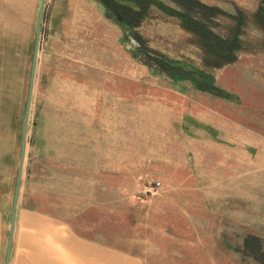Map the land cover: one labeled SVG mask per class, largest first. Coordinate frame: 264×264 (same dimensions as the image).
I'll return each instance as SVG.
<instances>
[{
  "label": "rangeland",
  "instance_id": "obj_1",
  "mask_svg": "<svg viewBox=\"0 0 264 264\" xmlns=\"http://www.w3.org/2000/svg\"><path fill=\"white\" fill-rule=\"evenodd\" d=\"M41 1L0 0V208L7 241ZM200 1L248 16L243 50L234 63L206 67L196 38L152 5L137 32L148 49L192 76L171 79L139 61L148 53L96 0H46L20 207L120 251L149 234L144 220L212 219L224 223L212 233L229 244L230 264H259L264 28L254 14L263 0ZM217 20L214 31L229 32L231 20ZM156 183L164 195L146 194ZM249 236L262 242L247 248Z\"/></svg>",
  "mask_w": 264,
  "mask_h": 264
},
{
  "label": "crops",
  "instance_id": "obj_2",
  "mask_svg": "<svg viewBox=\"0 0 264 264\" xmlns=\"http://www.w3.org/2000/svg\"><path fill=\"white\" fill-rule=\"evenodd\" d=\"M158 195L164 194L158 191L152 197ZM142 223L150 228L149 234L135 238L132 250L120 251L18 202L10 264H230L229 244L222 234L212 233L223 222L160 218ZM5 245L7 253L5 216L0 208V264H5Z\"/></svg>",
  "mask_w": 264,
  "mask_h": 264
},
{
  "label": "trees",
  "instance_id": "obj_3",
  "mask_svg": "<svg viewBox=\"0 0 264 264\" xmlns=\"http://www.w3.org/2000/svg\"><path fill=\"white\" fill-rule=\"evenodd\" d=\"M105 10L108 18L117 22L128 39H133L139 44L138 51L148 53L149 57L140 58L143 64L149 66L159 74L171 79L192 76L185 73L180 67L174 65L161 53H154L146 47L142 37L137 32L138 27L148 17L152 5H157L166 15L177 18L183 29L191 33L197 40L203 52L204 64L209 68H221L227 64L234 63L238 59L240 51L243 50V30L248 25V16L240 9L235 14L225 12L219 7L208 5L200 0H169L175 7L167 6L157 0H96ZM264 1V0H263ZM254 14L257 24L264 28V2ZM219 17H227L232 26L226 34H218L214 31ZM153 51V55L151 54ZM136 54V53H135ZM139 54V53H138ZM136 54V58L139 55ZM261 243L260 238L249 236L247 248L251 244ZM260 251V250H258ZM257 251V252H258ZM259 264H264V253L256 254Z\"/></svg>",
  "mask_w": 264,
  "mask_h": 264
},
{
  "label": "water",
  "instance_id": "obj_4",
  "mask_svg": "<svg viewBox=\"0 0 264 264\" xmlns=\"http://www.w3.org/2000/svg\"><path fill=\"white\" fill-rule=\"evenodd\" d=\"M45 4H46V0H42L40 9H39L36 41H35V48H34V54H33V60H32L31 78H30V84H29V94H28V100H27V106H26V114H25V119H24L23 132H22L19 168H18L16 187L14 191L10 230H9V240H8L5 264H10V259H11L13 235H14L15 223H16V213H17V208H18L22 173H23V167H24V161H25V155H26L27 130H28V124H29V117H30L31 99H32L34 80H35V75H36V66L38 62V54H39V48H40V33H41V27H42V22L44 18Z\"/></svg>",
  "mask_w": 264,
  "mask_h": 264
},
{
  "label": "built area",
  "instance_id": "obj_5",
  "mask_svg": "<svg viewBox=\"0 0 264 264\" xmlns=\"http://www.w3.org/2000/svg\"><path fill=\"white\" fill-rule=\"evenodd\" d=\"M160 186L161 183H156L154 186H148L145 190V193L150 195L156 194Z\"/></svg>",
  "mask_w": 264,
  "mask_h": 264
}]
</instances>
